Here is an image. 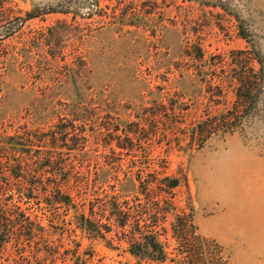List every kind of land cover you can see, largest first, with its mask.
Returning <instances> with one entry per match:
<instances>
[{
	"label": "rangeland",
	"instance_id": "374dc122",
	"mask_svg": "<svg viewBox=\"0 0 264 264\" xmlns=\"http://www.w3.org/2000/svg\"><path fill=\"white\" fill-rule=\"evenodd\" d=\"M250 78L262 89L243 116ZM78 107L84 157L63 148L72 177H60L73 202L49 204L39 184L23 208L40 228L9 240L0 264H264V0H0V136L50 141ZM226 115L234 124L205 130ZM111 152L140 193L120 200L125 227L110 220L112 189L83 193ZM83 209L105 238L79 225ZM173 227L201 237L195 255L182 259ZM151 230L165 262L129 252V233Z\"/></svg>",
	"mask_w": 264,
	"mask_h": 264
},
{
	"label": "trees",
	"instance_id": "16d2710c",
	"mask_svg": "<svg viewBox=\"0 0 264 264\" xmlns=\"http://www.w3.org/2000/svg\"><path fill=\"white\" fill-rule=\"evenodd\" d=\"M249 74L256 78V75H260V72H256L251 66L249 67ZM240 82L239 98L240 100H244V102L242 104L240 102L238 107L240 111L238 112L246 116L254 108L252 96L257 97L262 88L258 81H251V78L250 80L241 79ZM251 93L252 95H250ZM72 110L73 116L76 119L70 120V122H61V124L56 125V130L51 133L50 141H46L49 134L34 135V133L28 130L14 135L0 136V194L1 196L5 195L7 198L4 207L0 209V254L2 247L15 236L22 238L25 235L24 233H27L26 235L29 233V236H31L37 226L40 228L38 222L35 223L32 219L34 216L37 219V216L30 213L28 208H23V205L26 203H31V198H34L32 194L38 189L39 184H47L49 182L46 186V193L42 195L50 201L49 204L54 202L67 206L72 204L73 197L64 193L60 185L61 176L65 177V179L72 177L70 165L66 163L68 160L64 157L66 153H64L63 148H66L70 154L72 151H78L77 157H84L83 153L85 152L81 151L80 143L85 138L82 134L86 129L84 127L83 129L78 127L75 122L80 120L83 122V126H85L84 122L90 120L84 119L83 121L81 119V116L82 118L84 116L89 118L87 114L89 111L88 108V111L85 110L84 112L79 107L77 110L74 108ZM79 111L82 113L80 114ZM228 115H226V119L210 121V124L205 127V130L212 131L218 126L224 128L229 125L232 120L227 118ZM92 131L95 132V129ZM201 136L203 135H196L194 140L198 142L200 140L202 141ZM131 140L127 138V141ZM122 161V154L115 152H111V156H108L102 162L97 161L93 175L90 173L83 181V193L86 196L90 189L106 191L105 188L107 186L112 189L113 194L111 198L114 201L112 203L113 209H111L110 220L113 219L121 227H125L133 219V213L124 211L120 200L129 195L136 196L140 193L136 189L137 179L133 173L121 178L115 172L121 166ZM2 175H7L9 179L6 177L2 179ZM153 176L155 177V181L152 185L158 181L157 176L155 174ZM167 179L170 182L171 188L178 187V178L168 177ZM144 194L147 197L152 193L146 191ZM31 195L32 197H30ZM37 196H40V194ZM37 198L39 199V197ZM76 208L79 207L77 206ZM93 212L92 209L91 215L88 216L86 215L85 209H83L77 215L78 223L94 237L105 238L102 228L91 218ZM179 218L176 217V220H179ZM189 218H191L190 215ZM187 221L192 225L191 220L187 219ZM173 232V237L179 244L178 250L182 259L184 255H195V250L192 248L193 241L195 238L200 240L201 237L199 235L196 237L192 232H187L182 227H173ZM129 237V252L132 255L148 257L150 260L157 262H165L169 258L166 247L160 239L161 234L156 230L141 233L133 231L129 233ZM19 254L20 261H15L13 264H30L28 261H25L26 258L21 255L22 253Z\"/></svg>",
	"mask_w": 264,
	"mask_h": 264
}]
</instances>
